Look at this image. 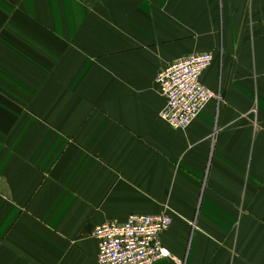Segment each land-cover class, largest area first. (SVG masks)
Instances as JSON below:
<instances>
[{
  "label": "crops",
  "instance_id": "obj_1",
  "mask_svg": "<svg viewBox=\"0 0 264 264\" xmlns=\"http://www.w3.org/2000/svg\"><path fill=\"white\" fill-rule=\"evenodd\" d=\"M212 53L186 130L156 78ZM168 213L157 264H264V0H0V264H99Z\"/></svg>",
  "mask_w": 264,
  "mask_h": 264
},
{
  "label": "built area",
  "instance_id": "obj_2",
  "mask_svg": "<svg viewBox=\"0 0 264 264\" xmlns=\"http://www.w3.org/2000/svg\"><path fill=\"white\" fill-rule=\"evenodd\" d=\"M212 53H196L177 59L161 70L156 78L167 105L161 119L173 129L186 130L206 105L220 94L202 82L203 73L212 65ZM172 217L131 215L126 222H107L93 232L98 241L99 264H157L171 257L163 245V235L171 227Z\"/></svg>",
  "mask_w": 264,
  "mask_h": 264
}]
</instances>
